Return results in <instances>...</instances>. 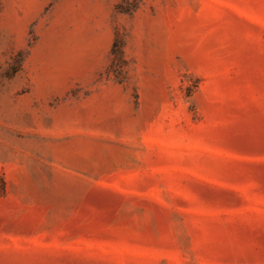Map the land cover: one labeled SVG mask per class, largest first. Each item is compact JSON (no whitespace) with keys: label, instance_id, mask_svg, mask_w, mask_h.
<instances>
[{"label":"rangeland","instance_id":"374dc122","mask_svg":"<svg viewBox=\"0 0 264 264\" xmlns=\"http://www.w3.org/2000/svg\"><path fill=\"white\" fill-rule=\"evenodd\" d=\"M0 264H264V0H0Z\"/></svg>","mask_w":264,"mask_h":264}]
</instances>
